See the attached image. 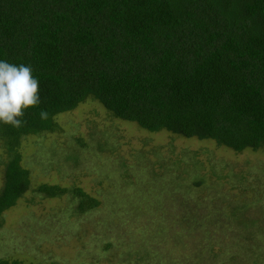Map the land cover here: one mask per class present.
I'll use <instances>...</instances> for the list:
<instances>
[{"label":"trees","instance_id":"16d2710c","mask_svg":"<svg viewBox=\"0 0 264 264\" xmlns=\"http://www.w3.org/2000/svg\"><path fill=\"white\" fill-rule=\"evenodd\" d=\"M0 60L31 65L41 96L22 128L0 124V226L29 185L21 139L89 97L152 132L264 150V0H0ZM35 191L70 193L79 213L98 204L80 188Z\"/></svg>","mask_w":264,"mask_h":264},{"label":"rangeland","instance_id":"374dc122","mask_svg":"<svg viewBox=\"0 0 264 264\" xmlns=\"http://www.w3.org/2000/svg\"><path fill=\"white\" fill-rule=\"evenodd\" d=\"M21 139L27 190L1 213L0 259L22 264H264V150L149 131L87 98ZM7 153L0 142V188ZM42 183L80 188L46 197Z\"/></svg>","mask_w":264,"mask_h":264},{"label":"clouds","instance_id":"9594fccd","mask_svg":"<svg viewBox=\"0 0 264 264\" xmlns=\"http://www.w3.org/2000/svg\"><path fill=\"white\" fill-rule=\"evenodd\" d=\"M39 86L31 65L0 60V124L22 128L27 110L41 104ZM38 115L42 121L49 119V113L44 109Z\"/></svg>","mask_w":264,"mask_h":264}]
</instances>
